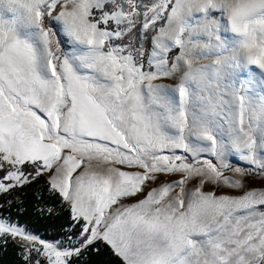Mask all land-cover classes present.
Listing matches in <instances>:
<instances>
[{
  "label": "snow or ice",
  "instance_id": "1",
  "mask_svg": "<svg viewBox=\"0 0 264 264\" xmlns=\"http://www.w3.org/2000/svg\"><path fill=\"white\" fill-rule=\"evenodd\" d=\"M257 82L264 0H0V196L46 177L66 213L51 238L0 213V250L264 264Z\"/></svg>",
  "mask_w": 264,
  "mask_h": 264
},
{
  "label": "trees",
  "instance_id": "2",
  "mask_svg": "<svg viewBox=\"0 0 264 264\" xmlns=\"http://www.w3.org/2000/svg\"><path fill=\"white\" fill-rule=\"evenodd\" d=\"M44 181V177L35 181ZM47 185H43L39 195L37 190L31 191L26 195V209L20 213V217L28 220L32 225L42 229L43 231L59 230L62 224L66 223V213L63 211V206L56 197H53L46 190ZM38 204H43L46 207L51 206L56 215L53 217L42 216L36 211ZM84 264H112L113 258L108 254L97 256L95 253L91 256H86L83 260ZM0 264H20V259L13 243L7 245L3 250H0Z\"/></svg>",
  "mask_w": 264,
  "mask_h": 264
},
{
  "label": "rangeland",
  "instance_id": "3",
  "mask_svg": "<svg viewBox=\"0 0 264 264\" xmlns=\"http://www.w3.org/2000/svg\"><path fill=\"white\" fill-rule=\"evenodd\" d=\"M241 78L246 79L247 74L244 73L241 75ZM255 91H264V88H261L258 86H254ZM39 180V179H38ZM45 180L46 177H44V181H38V182H33L30 186L26 185L23 190H16L12 191L10 194H4L0 196V204L4 205L3 209H0V213L4 215H11L13 217H16L20 220L21 225L27 224L30 228H32L35 232H38L41 236H47L51 238L52 236L59 235L58 230H51V231H43L42 229L36 227L35 225H32L28 220L23 219L22 217L18 216L20 213L24 212L26 209V195L31 192V191H36L38 194H41V188L43 185H45ZM253 186L255 187H260L261 186V180L259 177H256L255 180L253 181ZM9 203L11 204V207H9ZM42 208H52L51 206H45L43 204H38L37 209H42ZM38 212V211H37ZM11 244V242L8 243V245ZM81 264H84L83 260L81 261Z\"/></svg>",
  "mask_w": 264,
  "mask_h": 264
}]
</instances>
